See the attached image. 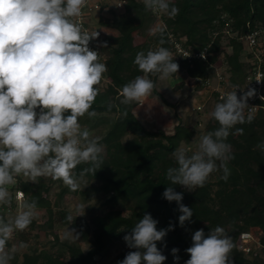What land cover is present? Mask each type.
Listing matches in <instances>:
<instances>
[{
  "label": "trees",
  "instance_id": "16d2710c",
  "mask_svg": "<svg viewBox=\"0 0 264 264\" xmlns=\"http://www.w3.org/2000/svg\"><path fill=\"white\" fill-rule=\"evenodd\" d=\"M66 5L0 0V34L18 35L26 43L24 61L0 71V123L7 121L8 102L46 118L31 131H5L19 140L0 149V173L23 153L57 144L62 128L78 125L86 113L108 126L97 139L79 137L85 138L81 147L65 154L50 149L42 160L23 164L17 188L26 195L25 211H45L53 242L10 261L0 253V264H87L106 258L116 245L120 251L110 264L130 258L133 264H262L238 244L242 231H264V113L231 124L230 113L217 108L205 127L208 139L195 155L180 150L195 142V127L180 122L171 134L148 129L134 114L139 101L129 92L152 89L171 105L156 89L164 69L172 77L205 79L218 62L232 82H243L248 69L243 43L223 30L240 35L264 23V0H163L162 19L152 1L126 0L122 13L99 20L118 31L101 43L110 79L104 86L93 73L82 33L58 16ZM171 33L186 37L194 51L210 45L207 58L179 57ZM138 35L145 40L135 43ZM13 83H20V91L6 99ZM82 179L90 182L85 189L77 185ZM67 194L99 206L89 204L88 214L75 219L61 204ZM0 221L11 226L5 215ZM26 224L33 229L36 221ZM67 227L91 244L88 251L60 237L57 229ZM6 246L11 244L0 237V249Z\"/></svg>",
  "mask_w": 264,
  "mask_h": 264
},
{
  "label": "built area",
  "instance_id": "2783aa9c",
  "mask_svg": "<svg viewBox=\"0 0 264 264\" xmlns=\"http://www.w3.org/2000/svg\"><path fill=\"white\" fill-rule=\"evenodd\" d=\"M67 5L58 13V16L67 17L74 29L82 33V45L86 52L90 55L92 61L93 73L103 79H110L105 75V55L100 50V44L96 35L89 24V19L93 10L100 8L97 0H62ZM153 2V10L157 17L162 19L165 10L162 8L163 0H145ZM126 0H120L117 3L119 8L124 7ZM162 22V21H161ZM224 33L229 32L231 36L237 37L244 46V60L248 65L245 79L241 83H234L230 79V74L221 62L212 65V74L203 78H191L196 86L201 85L200 90L209 91L215 95V98L226 108L231 115V124L239 117H254L260 113H264V23L257 25L251 31L238 34L231 32V29L223 30ZM219 33L215 32L213 37ZM173 42L174 53L179 57L189 61L195 59L205 60L208 56L210 45L200 51H194L186 46V37L177 38L174 34L169 35ZM20 91V83H13L6 99H10L13 94ZM204 104L194 106L196 111L203 109ZM40 112V111H39ZM38 111H25L11 102H8L7 120L19 122L21 126L28 131L36 128L39 123L45 122L46 118L43 113ZM33 123L34 128H29L26 123ZM27 139V138H25ZM18 142V138H10ZM16 140V141H15ZM82 146L79 137H62L57 144L47 146H39L38 148L23 153L21 160L12 161L8 164L7 169L0 173V214L7 215L12 211H16L22 215L25 208L26 195L17 188L20 170L23 164L31 161L42 160V156L50 149L56 150L59 154H65ZM7 155L12 159L13 154L7 151ZM238 248L246 256L257 257L264 264V231L245 230L240 233ZM87 264H100L98 257Z\"/></svg>",
  "mask_w": 264,
  "mask_h": 264
},
{
  "label": "rangeland",
  "instance_id": "374dc122",
  "mask_svg": "<svg viewBox=\"0 0 264 264\" xmlns=\"http://www.w3.org/2000/svg\"><path fill=\"white\" fill-rule=\"evenodd\" d=\"M118 1L120 0H97L100 8H96L91 14L89 24L100 44L102 43V40L110 34H108L109 32H107V29H104L100 25L99 20L101 17L112 18L122 13L124 7L119 8L117 6ZM159 25H162L161 21L159 22ZM110 30L118 33L116 29L111 28ZM143 40H145V37L138 35L135 37L134 42L140 43ZM31 43H33V40ZM225 44H227V41ZM25 45L26 43L18 35L9 33L0 34V71L13 70L19 63L24 61L25 57L23 54V48ZM225 49L229 50L230 48L225 47ZM107 83L108 80H104L103 86ZM167 88L170 93L169 97L172 101L170 102L171 105L164 102L166 104L165 111L168 112V115L170 116L169 121H171L170 129H168V131H173L174 126L178 125L180 122H185L195 127L198 132L195 137V142L190 146L182 144L180 150L183 152L191 151L195 155H199L202 151L203 144L208 139L205 127L210 121L211 115L217 108L221 110H225L226 108L216 100L213 93L197 89L198 86H196L193 80L188 76H179L175 78L172 84L170 83V86L167 85ZM198 104H204L203 109L200 110L201 114H199L194 108V106ZM39 113L42 114L41 111ZM200 115L201 117H199ZM98 117L99 116L92 113H86L78 125L62 128V137H81L84 135L91 139L101 137L106 131L108 125L106 122L98 123ZM109 117L114 116L111 115ZM26 125L31 129L34 128L32 127L33 123L31 122H27ZM0 128L3 132L0 134V149L15 145L17 142L9 140L10 138L5 131L21 132V124L13 120H7L4 123H0ZM84 139L85 138H81V141L84 142ZM84 147L87 149L89 146L85 145ZM28 178H31V175H29ZM89 184L90 182L88 179H82L77 182V185L81 189H85ZM58 191V186H54L51 191L53 199H56V193ZM91 203H94L96 207L99 206L96 200L84 202L81 196L75 194H67L61 200V204L71 211L72 217L75 219L87 215V207ZM125 213L127 212L125 211ZM5 218L11 226L5 228L4 224L0 221V237H2L5 242L10 243L11 246L1 248L0 253H2V256H5L7 261L12 260L14 256L21 257L24 252L29 251L36 246L39 248H49L50 243L53 242L54 232L47 229L44 225L46 221L44 210L32 209L27 212L24 208L22 215L18 214L16 211H12L8 213ZM31 219L36 221V226L33 229H30L26 224ZM57 231L61 238H67L69 241H78L82 245L84 251L90 249L91 244L87 241H83L76 230L67 227L58 228ZM119 251L120 248L116 245L106 258L100 260V264H110L116 258ZM126 264H133L132 259H128Z\"/></svg>",
  "mask_w": 264,
  "mask_h": 264
},
{
  "label": "crops",
  "instance_id": "0c3cea01",
  "mask_svg": "<svg viewBox=\"0 0 264 264\" xmlns=\"http://www.w3.org/2000/svg\"><path fill=\"white\" fill-rule=\"evenodd\" d=\"M102 27L108 30V34H118L110 30L111 28L109 27ZM175 78L177 77H172L169 74L168 69H164L160 74L156 84V89L169 102L172 101L169 97L170 93L168 91L167 85L170 86V83L172 84ZM129 94L139 101V104L134 108L133 112L137 116V118L144 124V126H146L150 130L163 129L166 133L169 134L174 132L176 126H174L173 131H168V129H170L171 122L169 121L170 116L168 115V112L165 111L166 104L158 94H155L152 89L142 93L131 91V93Z\"/></svg>",
  "mask_w": 264,
  "mask_h": 264
}]
</instances>
